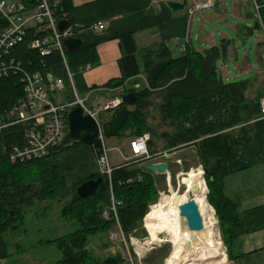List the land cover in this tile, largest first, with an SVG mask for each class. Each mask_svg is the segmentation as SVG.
Listing matches in <instances>:
<instances>
[{
	"label": "trees",
	"instance_id": "obj_1",
	"mask_svg": "<svg viewBox=\"0 0 264 264\" xmlns=\"http://www.w3.org/2000/svg\"><path fill=\"white\" fill-rule=\"evenodd\" d=\"M21 1L27 4L33 2ZM59 1L58 14L69 19L71 27L74 28V36L77 37L81 29L70 16L73 10L72 0ZM248 17L254 18L253 14ZM261 17L264 24V9L261 11ZM27 43L20 44L9 54L3 53L0 60L1 73L4 75L5 70L1 65L6 63L9 66L10 59L15 60L12 61L13 68L8 70L7 76L0 77V126L3 125L6 112L25 96L20 76L24 70L64 79L66 91L62 95L66 100L74 99L73 89L59 53L41 58L35 51L27 48ZM120 44L124 54L120 62L122 77L113 81L111 88H120L128 80L142 74L146 77L148 87L132 90L137 93L138 98L132 107L123 105L122 109L129 110V117L117 137L122 140L137 138L149 132L155 134L144 111L153 106L151 98L157 93L161 100L159 111L162 123L173 130L172 134H163L168 150L171 152L181 150L202 140L206 157L218 161L212 172L207 171L209 201L219 216L226 244L235 243L242 235V227L235 203L225 194L223 180L228 173V163L238 158L241 147L249 144L252 136L236 138L231 134L227 151L223 147V140L226 133L234 128L250 125L264 116L262 106L264 96L259 94L255 99L248 98L246 95L248 81L225 83L222 80L218 64L227 57L230 45L228 42L204 52H197L188 47L187 53L178 59H173L168 48L161 45L145 54L142 67L135 56L136 48L132 36H122ZM88 52L89 48H81L75 54H68L75 88L80 94L87 89L81 72L86 64L80 63V59ZM17 61L20 68H17ZM113 119L112 114L104 117L106 129L112 124ZM26 129L27 126L22 124L2 129L7 154L0 157V168L3 169L0 172V260L4 261L12 255L8 251L9 243L6 240L9 233L20 230L26 221V209L43 198L42 190L26 184L35 173L41 181L43 180L42 187L47 194L63 192L65 195L70 192L73 197L67 208H63L61 215L76 223L77 229L72 234L49 242L56 244L63 242L59 247L63 254L59 264H126L124 259L112 256L101 261L86 250L90 236L95 237L98 233L111 231L116 225L114 219L103 218L104 211L112 205L108 177L102 174L91 176L89 179L101 177L103 182L94 196L81 199L75 191L78 185L86 180L70 186L61 170L48 165V160L52 156L74 149L83 143L69 138L66 147L53 151L48 157L23 164L14 163L10 160V155L15 147L24 145ZM250 130L252 131V127ZM151 146L153 144L150 142L149 150L154 157L157 152L151 150ZM95 148L98 153L100 143ZM152 159L139 161L136 165H121L112 175V191L118 217L126 235L137 227L149 206L158 200L153 177L155 174L144 167V164L151 163ZM137 178H141L138 183ZM129 180H133V183L128 184ZM223 259L228 261L227 254Z\"/></svg>",
	"mask_w": 264,
	"mask_h": 264
},
{
	"label": "crops",
	"instance_id": "obj_2",
	"mask_svg": "<svg viewBox=\"0 0 264 264\" xmlns=\"http://www.w3.org/2000/svg\"><path fill=\"white\" fill-rule=\"evenodd\" d=\"M168 1L182 0H72L73 10L70 16L76 26L81 29L75 38L81 39V48H89L88 54L80 59V63L86 64L83 67H91L82 74L87 88L83 95L88 98L90 106L97 107L106 103L108 99L115 98L122 88L127 91L125 93L127 94L143 86L148 87L146 77L142 74L128 80L120 88H111V83L122 77L120 62L124 54L120 38L129 35L134 41L135 56L140 67L143 66L145 54L161 45L168 48L173 59H178L186 47L197 52H204L207 49L220 47L223 42H228L230 45L227 57L218 64L222 80L225 83L248 81L249 88L246 92L248 98L255 99L259 94L264 96V63L262 61L264 36L257 43L254 52L246 50L241 58L239 56V44H246L247 37L251 34L250 29L256 25V21L248 17L252 14L251 10L245 9L246 19L242 20V23L231 24L228 22L231 15L226 13V10L223 12L221 0H187L188 7L176 14L168 7ZM210 1L215 2L213 8L194 12L196 4ZM191 10H193L192 14ZM249 20L255 22L254 27L246 25ZM216 22L223 27L215 28ZM97 23H104L105 29L93 30L92 26ZM233 35L238 37L237 41L232 37ZM196 43L199 45L196 46ZM136 86L139 88H135ZM231 134L236 138L252 136L251 142L241 147L238 158L228 163V173L223 180L225 194L235 203L242 227V235L235 242L238 253L232 264H264V116L251 122L250 125L240 126L228 132L223 140L225 151L229 148L228 139ZM123 140L131 142L133 139ZM116 149L121 153L119 155L122 159L124 157V161L113 166L136 165L132 155L126 157L119 148ZM70 150L54 155L48 160L50 167L66 172L69 185H76L93 175L101 174L95 147L75 151L73 149V152L68 153ZM74 152L75 155L83 152L78 155L79 161L76 164L71 162ZM6 154L7 148L0 129V157ZM83 155L88 156V162L82 161ZM156 162L160 161L156 160ZM147 164L149 162L144 166ZM217 165L218 161L214 160L213 170ZM75 167L79 168L78 172L81 175H75L72 180L70 175L71 171H76ZM245 173H251L248 177V181L252 183L250 188L244 186L245 182L239 184L234 181L236 177ZM153 174L158 175V173ZM170 189H173L172 186ZM223 257L210 264H227L228 261Z\"/></svg>",
	"mask_w": 264,
	"mask_h": 264
},
{
	"label": "rangeland",
	"instance_id": "obj_3",
	"mask_svg": "<svg viewBox=\"0 0 264 264\" xmlns=\"http://www.w3.org/2000/svg\"><path fill=\"white\" fill-rule=\"evenodd\" d=\"M220 3L222 5V8L224 9L223 12H225L226 10V13L231 15L228 21L231 24L242 23L241 21L246 19L245 9L251 10V12L253 13L254 6L252 0H221ZM253 19L256 20V23H259L255 17ZM254 23L255 22H253L252 20H249L247 21L246 25L254 27ZM221 27H223V25L216 22L215 28L218 29ZM232 37L236 41L238 40L237 36L233 35ZM262 37V30H255L253 34L248 35L245 45H240L238 41L240 58L246 50L254 52L257 48V43ZM198 45L199 43H196V46ZM251 49H253V51H251ZM187 51L188 47L183 50L181 57L185 55ZM80 96L82 98H85V95L83 94H80ZM54 98L58 103H64L67 101L62 93L54 94ZM113 99L114 98H110L108 99V101H111ZM151 101L153 106L149 110L144 111V114L148 115V123L155 133L153 135L149 132V134H151L152 136L150 142L153 144V146H151V150H154L155 152H157V154L159 153V156L157 157L158 161L166 162L169 165L168 174H158L153 176L155 188L158 191V200L156 203L149 206L146 214L144 215V218L137 225V227L133 228V230L129 234H124L126 242L123 236H118V239L115 241L111 239L112 234L118 233V227L116 224L111 231L98 233V235H96L95 237L90 236L89 244L86 246V250H88L93 255V257L98 258L101 261H104L105 258L112 256L114 258L118 257L124 259L126 264H167V260L173 252V245L168 241L163 242L162 238H160L162 242H149L148 239L150 236V231L146 227V218L149 212L152 210V207L157 205L159 208L161 198H166L169 203L171 202V200L178 201V198L174 197L172 195V192L178 195H191V192L187 189L185 182L191 179V172L195 171L196 175L203 176L204 181L206 182L205 184L208 193V195L206 196L207 204L209 206V210L216 219L217 225L215 227V230L218 233H216V238L204 240L201 246H190L189 250L197 253V259H202V256L204 254H206V256L208 254L211 255L212 250L217 246V241L219 242L220 240L223 246V251L221 253L219 252L216 255H209L211 258L205 264L214 262L218 258L224 256L225 253L228 256L227 264H232V262L234 261V257L237 256L238 253L237 248L235 246V243L231 245L226 244L221 228L222 226L220 225L219 221V216L217 215L216 209L209 201V174L207 173V171H213L214 160L207 158L204 154L202 140H199L196 145H191L184 149L173 152L169 151L166 147V142L163 138V134H172L173 130H171L168 125L162 123L159 111L161 100L157 93H155V95L151 98ZM87 104L89 105L88 102ZM104 117H107V115H98V119L101 122H104ZM130 143L131 142H129L128 140H121L118 137H114L111 139L106 138V147L109 150V158L112 165L123 163L124 161L119 155V152L116 148H119L124 156L131 157L132 152L130 149ZM82 148L92 149L91 146L83 144L74 148V151L80 150ZM71 152H73V149L68 153ZM82 153L83 152L75 155L74 152V157L72 158L71 162H74V164H76L79 161L78 155H81ZM84 154L86 153L84 152ZM81 159L83 162L89 161V158L86 155H83ZM2 170L0 168V172H2ZM75 170L76 171H71L70 178H72V180H74L75 175H81L78 172V167H75ZM32 175L34 176H31L29 178L30 180L26 182V184H31L35 188L42 190L43 198L40 201L34 202L33 206L26 209V221L24 225H22L20 230L9 233V236L6 238V240L9 243L8 251L12 255L10 258L4 260L2 264H59V262L63 258V254L60 252L61 248L59 249V247L63 242H58L57 244L49 243L51 242L50 240L55 241L59 238H63L69 234L74 233V231L77 229L78 225L76 223L63 218L61 215L63 212V208H67V205L72 201L73 197L71 193L68 192L65 195L63 192H57L52 195L47 194V191H45L43 189L44 187H42L43 180L41 181V179H39V177L36 176L35 173H33ZM250 175L251 173H245L240 177H236L234 181L239 184H244L245 182L244 186L246 188H250V184H252L250 183V181H248V177ZM170 186H172L173 189H170ZM181 206V203H179L178 207L180 208ZM160 212L162 215V227L168 222L165 215H172L174 213V210L171 206H169L168 210L166 208H163ZM185 258H183V252L177 253V259L179 261L178 264H187V262H185Z\"/></svg>",
	"mask_w": 264,
	"mask_h": 264
},
{
	"label": "built area",
	"instance_id": "obj_4",
	"mask_svg": "<svg viewBox=\"0 0 264 264\" xmlns=\"http://www.w3.org/2000/svg\"><path fill=\"white\" fill-rule=\"evenodd\" d=\"M252 2L254 6L252 14L258 20L264 34V24L261 17L264 1L252 0ZM59 5V0H33L30 4L21 0H0V60L3 57V53L9 54L17 46L25 42H28L27 48L35 51L41 58L51 56L57 52L66 70L74 94L72 101L67 100L64 103H58L54 98V94H64L66 91L64 79L50 76V74L45 76L39 72L24 70L20 73V76L25 96L9 112H6L0 129L2 130L11 125L22 124L27 126L24 145L15 147L10 155L12 162L23 164L48 157L53 151L67 146L70 138L68 117L73 109L81 107L85 115L92 116L99 127L98 143H100V149L98 150V164L101 174L108 177L112 193V205L104 211L103 218L115 220L118 233L111 235V239L115 241L118 236L124 237L118 217L117 204L112 191V175L116 168L121 165L113 166L111 164L109 150L106 147L105 133L107 129L105 123L98 119V115H115L116 112L122 109L124 105L122 98L127 91L122 88V91L120 90L113 100L97 107L88 105V98L80 96L75 88L73 74L68 62L69 53L64 44L65 40L75 38L74 28L70 25L63 32L60 31V21L69 19L65 15L60 16L58 14ZM214 6V1L196 4L194 12L208 10ZM190 12L192 14L193 10ZM92 28L95 31H102L105 29V24L97 23ZM12 61L15 60L10 59L9 66L6 63L1 65L4 67L5 75L1 73L2 69L0 68V77L3 75L7 76L8 70L13 68L14 62ZM262 61L264 63V53L262 54ZM17 64V68H20L19 61H17ZM90 68V66H86L81 69V72ZM135 88H139V86ZM262 106L264 109V97ZM151 138V134L146 133L131 141L130 149L135 163L152 158L150 162H156L159 154L154 157L151 156L149 150ZM119 154L121 155L120 152ZM127 183H133V180H129ZM2 263L3 260H0V264Z\"/></svg>",
	"mask_w": 264,
	"mask_h": 264
},
{
	"label": "water",
	"instance_id": "obj_5",
	"mask_svg": "<svg viewBox=\"0 0 264 264\" xmlns=\"http://www.w3.org/2000/svg\"><path fill=\"white\" fill-rule=\"evenodd\" d=\"M264 1V0H263ZM168 7L174 14L182 12L188 7V1H168ZM69 20H62L59 23L60 31L63 32L69 28ZM260 29V24L256 23L253 29H250V33L253 34L255 30ZM69 54L77 53L82 46V41L79 38H70L64 41ZM137 93L129 92L124 94L123 102L125 106L132 107L137 101ZM129 117V110L121 109L115 113L112 124L106 130L105 136L108 139L117 137ZM69 131L70 138L82 142L84 145L95 147L99 140V127L96 120L90 116L85 115L81 107H76L69 113ZM145 170L151 173H158L161 175L168 174L169 165L166 162L149 163L144 166ZM141 181V178H137L136 183ZM103 182V178L89 179L78 185L76 188V195L81 199H87L94 196ZM1 192V188H0ZM13 212H11V216ZM180 217L182 218L181 225L189 228L192 232H199L204 229V221L200 214V208L194 199H190L186 204L180 207ZM154 249V248H153ZM152 249V250H153Z\"/></svg>",
	"mask_w": 264,
	"mask_h": 264
},
{
	"label": "bare ground",
	"instance_id": "obj_6",
	"mask_svg": "<svg viewBox=\"0 0 264 264\" xmlns=\"http://www.w3.org/2000/svg\"><path fill=\"white\" fill-rule=\"evenodd\" d=\"M192 177L186 183L187 189L191 192V195H178L172 192L174 197L178 198V201L171 200L169 203L166 198H162L158 206L152 207V210L149 212L146 218V227L150 231L149 242L157 243L168 241L173 245V252L167 264H178L177 253L183 252V258L187 264H205L212 256L216 255L219 252L223 251L222 243L219 240L217 241V246L212 250L211 255L204 254L202 259H197V253L189 250L190 246L199 245L204 242V240L214 239L217 237L218 232H216V219L209 210L207 204V187L206 182L204 181L203 176L196 175L195 171L191 172ZM190 199H194L200 208V214L204 221V229L199 232H192L189 230L187 225L182 226L180 217V208L178 204H186ZM169 206L172 207L174 213L172 215H165L168 222L161 227V209H169ZM158 208V209H157ZM162 238V240L160 239ZM139 246V245H138ZM152 248V247H151ZM210 255V256H209ZM204 258V259H203Z\"/></svg>",
	"mask_w": 264,
	"mask_h": 264
}]
</instances>
